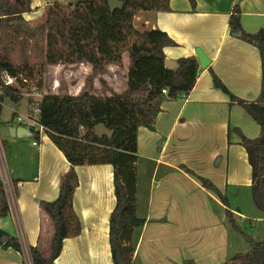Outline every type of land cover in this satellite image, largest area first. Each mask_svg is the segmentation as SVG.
<instances>
[{"label":"crops","instance_id":"crops-1","mask_svg":"<svg viewBox=\"0 0 264 264\" xmlns=\"http://www.w3.org/2000/svg\"><path fill=\"white\" fill-rule=\"evenodd\" d=\"M55 1L64 0H30L32 11L24 17L39 16ZM194 1L192 7L189 0H170V11H142L133 19L137 28H158L176 42L163 48L165 57H195L194 48L199 47L209 59L203 68L198 64L195 84L188 93L161 103L152 129H137L132 192L136 214L144 224L133 233L134 264H185L186 260L224 264L235 253L246 251L248 243L225 221L226 209L253 239H264V212L252 200L251 167L240 144L241 135L255 138L260 129L240 105L229 104L228 95L213 86L210 73L212 69L235 96L246 101L258 98L262 81L259 49L232 36L228 19L237 5L242 28L256 32L264 27V0ZM79 64L91 71L90 64ZM125 86L126 81L115 91ZM12 113L0 127L24 126L30 115L27 111ZM17 115L23 122L16 120ZM35 132L20 138L0 137V179L9 200L7 215L0 218V231L47 254L54 227L40 201L56 198L60 180L71 165L44 131H38V137ZM73 169L77 186L72 206L81 230L63 239L53 264H113L108 241V216L115 205L113 167L84 164ZM197 176L208 179L227 204ZM27 256L24 248L0 247V264H31Z\"/></svg>","mask_w":264,"mask_h":264},{"label":"trees","instance_id":"trees-1","mask_svg":"<svg viewBox=\"0 0 264 264\" xmlns=\"http://www.w3.org/2000/svg\"><path fill=\"white\" fill-rule=\"evenodd\" d=\"M121 1L122 8L112 12L106 0L55 1L39 16L26 19L24 14L32 11L30 0H0V72H6L15 79L14 85L6 86H1L0 80V110L5 101L19 103L28 83L36 80L34 90L40 92L41 97L36 102L27 98L38 109L36 122L71 165L60 180L56 198L40 201L54 227L48 253L43 254L36 246H23L12 236L0 242L3 249L12 247L22 251L24 247L31 264H53L63 239L76 236L81 230L79 217L72 206L77 186L73 166L105 163L113 167L115 205L108 216L112 261L113 264H134L133 233L144 224V220L136 214V198L132 192L137 129L141 126L152 129L161 103L183 96L193 88L198 61L194 56L179 57L176 59V70L166 68L163 48L175 46L176 42L158 28L139 29L133 23L138 12L170 11V0ZM189 2L194 7L195 1ZM228 26L232 36L255 45L261 56V90L255 101L235 96L212 69L210 73L213 86L228 95L229 104L240 105L259 126L257 137L241 135L240 144L251 167L252 200L264 212V27L253 33L245 31L237 5L229 16ZM46 35L54 40L57 38L78 62L91 65L87 88L80 93L43 92L42 75L49 42L45 41ZM56 52L59 54L58 48ZM123 53L128 56L125 88L119 92L111 89L109 95H94V77L102 75L108 65L120 64ZM99 81L104 83L102 79ZM161 89H166L167 93L163 94ZM100 122L112 132L110 137L94 134L93 127ZM29 129L35 132L33 126ZM35 137H38V131ZM3 141L1 139V145L5 147ZM197 177L204 187L215 192L227 204L225 196L208 179ZM15 183L12 180L14 190ZM8 211L6 186L0 179V218ZM224 217L226 223L239 232L249 245L246 251L235 253L224 264H264V239H253L228 209L224 211ZM185 264L195 263L186 260Z\"/></svg>","mask_w":264,"mask_h":264},{"label":"rangeland","instance_id":"rangeland-1","mask_svg":"<svg viewBox=\"0 0 264 264\" xmlns=\"http://www.w3.org/2000/svg\"><path fill=\"white\" fill-rule=\"evenodd\" d=\"M45 41L49 42L45 51L46 67L42 75L43 92L75 95L87 88L86 81L91 71L82 68L73 53L67 52L63 44L58 42L57 38L54 40L52 36L48 37L46 35ZM85 42L87 43V40ZM57 48L59 49V54L56 52ZM125 56H127V53L126 55L123 54L120 64H116L114 67H106L102 75L94 77L93 86L95 87H93L92 92L94 95L100 97L109 93L111 89L120 90L124 87L127 75V67H125V63L123 62V58H126ZM99 79L104 80V83H101ZM35 83L36 80L28 83V87L23 90V100L19 103L14 105L11 102H4L2 104L0 123L6 124L5 121L10 120L13 111H21L22 113L27 111L28 114L33 112L34 105L27 102L26 98L29 97L34 102L40 99V97L33 95L36 92L34 90ZM14 84L15 82L12 85ZM12 107L14 110H12ZM25 254L28 255L26 249Z\"/></svg>","mask_w":264,"mask_h":264},{"label":"water","instance_id":"water-1","mask_svg":"<svg viewBox=\"0 0 264 264\" xmlns=\"http://www.w3.org/2000/svg\"><path fill=\"white\" fill-rule=\"evenodd\" d=\"M109 10L112 12L115 9H120L123 6V2L121 0H106ZM195 57L198 61V64L201 68L207 66L209 63V59L205 55V53L199 47L194 48ZM164 65L166 68L171 70H176L178 68V63L175 59L165 57ZM93 132L95 135L102 137L108 136L110 137L112 132L108 130L103 123H97L93 127ZM31 131L29 128L22 125H12V126H1L0 127V137L6 136H16V137H24L29 136ZM7 239L6 235L0 234V242H4Z\"/></svg>","mask_w":264,"mask_h":264},{"label":"built area","instance_id":"built-area-1","mask_svg":"<svg viewBox=\"0 0 264 264\" xmlns=\"http://www.w3.org/2000/svg\"><path fill=\"white\" fill-rule=\"evenodd\" d=\"M0 80H1V86L12 85L15 82L14 77L10 76L6 72H0ZM161 92L163 94H166L167 90L161 89ZM33 95L41 97L40 92H35ZM37 113H38V109H37L36 105H34L33 112L24 121V124H25L24 126L28 127V128L30 126H33L34 130H38V131L42 130L43 131V127L39 126L36 122L35 116L37 115ZM16 120L18 122H23L22 117H20L19 115L16 116ZM37 126H39V128H37Z\"/></svg>","mask_w":264,"mask_h":264}]
</instances>
